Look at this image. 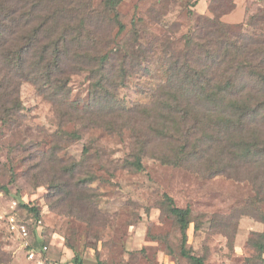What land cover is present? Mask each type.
<instances>
[{
	"label": "rangeland",
	"instance_id": "obj_1",
	"mask_svg": "<svg viewBox=\"0 0 264 264\" xmlns=\"http://www.w3.org/2000/svg\"><path fill=\"white\" fill-rule=\"evenodd\" d=\"M93 1L99 6L105 0ZM210 2L123 0L117 12L124 30L119 24L108 27L111 47H124L135 64L132 55L138 49L132 36L140 19L147 44L180 55L189 37L207 31L203 18L216 15L233 32H260L242 26L264 10V0H248L244 19L241 9L231 16L243 19L238 23L224 20L230 0H215L211 8ZM204 4L206 14L201 13ZM142 63L118 92L129 108L150 103L166 78L161 52ZM68 88L70 106L58 109L36 85L22 82V111L11 123L0 122V264H35L26 256V244L47 246L49 261L65 264H188L181 255L179 227L164 207L166 195L177 207L192 210L188 252L204 257L206 264H264L254 246L264 232V202L251 204L259 196L252 178L162 164L154 155L167 149V141L159 142L154 132L143 170L136 171L128 164L132 135L149 132L138 126L137 115L127 118L124 133L89 126L87 116L76 121L73 106L85 112L91 104V75H70ZM10 214L27 225L26 239L9 229Z\"/></svg>",
	"mask_w": 264,
	"mask_h": 264
},
{
	"label": "trees",
	"instance_id": "obj_2",
	"mask_svg": "<svg viewBox=\"0 0 264 264\" xmlns=\"http://www.w3.org/2000/svg\"><path fill=\"white\" fill-rule=\"evenodd\" d=\"M122 1L95 6L93 0H0V122L11 123L22 111V82L33 83L56 108L67 109L69 76L87 71L91 104L85 112L73 106L74 119L84 122L87 116L89 126L124 133L127 118L137 115L138 126L149 132L132 135L128 164L134 170H143L154 132L159 142L167 141V149L154 155L162 164L201 169L210 176L252 178L259 196L251 204L264 202V27H259L264 26V10L242 26L258 27L253 36L233 32L216 15L203 18L207 31L189 37L182 55L147 44L140 19L132 36L138 49L134 64L124 47H111L114 39L108 33L114 24L124 30L117 12ZM230 3L228 13L236 8L234 0ZM156 52L163 55L166 78L150 103L129 108L119 100V89ZM164 207L179 227L182 257L188 264H206L204 257L186 250L191 208L177 207L167 195ZM259 237L254 246L262 258L264 232Z\"/></svg>",
	"mask_w": 264,
	"mask_h": 264
},
{
	"label": "built area",
	"instance_id": "obj_3",
	"mask_svg": "<svg viewBox=\"0 0 264 264\" xmlns=\"http://www.w3.org/2000/svg\"><path fill=\"white\" fill-rule=\"evenodd\" d=\"M17 203H14V206H16ZM8 224L9 229L17 234L22 239H26L29 236V231L27 228V225L24 223H21L16 216L9 215L8 217ZM25 247L26 250V256L29 261L35 263V264H65V263H59V262H50L48 257L45 256V254L48 252V247L43 246L42 249H38L35 247H32L30 244H26Z\"/></svg>",
	"mask_w": 264,
	"mask_h": 264
},
{
	"label": "crops",
	"instance_id": "obj_4",
	"mask_svg": "<svg viewBox=\"0 0 264 264\" xmlns=\"http://www.w3.org/2000/svg\"><path fill=\"white\" fill-rule=\"evenodd\" d=\"M200 1H204V2H210L211 0H200ZM238 0H234V3L236 4V2H237ZM243 2L241 3V5L240 4H236V9L232 12V13H229V14H227V15H225L224 16V20L226 21V22H228V23H238V22H241V21H243V19H244V9H245V3L248 1V0H242ZM241 9V13L243 14V19H241V20H234V19H232V15L233 14H235L236 12H238V10H240ZM206 11H207V5H203V7H202V9H201V13H203V14H206ZM240 24V23H239ZM33 263V262H32Z\"/></svg>",
	"mask_w": 264,
	"mask_h": 264
}]
</instances>
